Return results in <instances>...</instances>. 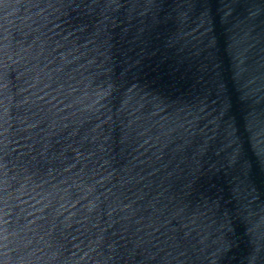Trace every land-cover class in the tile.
Here are the masks:
<instances>
[{
  "label": "water",
  "instance_id": "95a60500",
  "mask_svg": "<svg viewBox=\"0 0 264 264\" xmlns=\"http://www.w3.org/2000/svg\"><path fill=\"white\" fill-rule=\"evenodd\" d=\"M0 264H264V0H0Z\"/></svg>",
  "mask_w": 264,
  "mask_h": 264
}]
</instances>
